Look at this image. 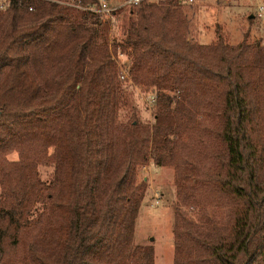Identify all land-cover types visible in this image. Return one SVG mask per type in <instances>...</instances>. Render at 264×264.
Returning a JSON list of instances; mask_svg holds the SVG:
<instances>
[{
  "label": "trees",
  "instance_id": "16d2710c",
  "mask_svg": "<svg viewBox=\"0 0 264 264\" xmlns=\"http://www.w3.org/2000/svg\"><path fill=\"white\" fill-rule=\"evenodd\" d=\"M97 2L0 9V264H156L134 243L150 161L198 193L175 203L173 264H264V45L189 39L184 0L119 7L117 34ZM118 47L151 123L119 122Z\"/></svg>",
  "mask_w": 264,
  "mask_h": 264
},
{
  "label": "rangeland",
  "instance_id": "374dc122",
  "mask_svg": "<svg viewBox=\"0 0 264 264\" xmlns=\"http://www.w3.org/2000/svg\"><path fill=\"white\" fill-rule=\"evenodd\" d=\"M106 1L111 5H118L123 0ZM262 3L264 4V0H194L192 4L184 6V11L190 21L188 38L201 44H208L215 42L217 35L222 34L230 45H236L244 37L249 42L260 39L264 45V19L253 17L257 5ZM127 12L128 9H123L109 19V29H115L116 33L120 34L122 32L120 14H127ZM118 50L116 53L111 51L112 58L116 62L119 75L122 71L126 74L125 79L121 78L123 87L118 111L119 122H126L134 116L139 122L151 123L153 94L142 92L132 84L127 73L132 63L131 57L119 47ZM184 115V118L189 116L187 112ZM192 115L190 113V117ZM197 121L198 118L193 122L189 120L185 136L192 132ZM11 158L16 159V154L13 153ZM141 180H145L147 188L135 222L134 243L138 245L152 243L155 249L156 264H173L175 203L181 212L190 216L197 209L194 205L189 206L188 202L192 195L197 199L198 193L192 190L191 195L188 184H184L187 189L181 191L176 187L174 169L171 166H155L152 161L138 167L137 181ZM189 184L192 188L200 186L197 183L194 184L193 181ZM197 207H204L203 211L206 210L205 212L208 213L209 209L206 206L198 204Z\"/></svg>",
  "mask_w": 264,
  "mask_h": 264
},
{
  "label": "built area",
  "instance_id": "2783aa9c",
  "mask_svg": "<svg viewBox=\"0 0 264 264\" xmlns=\"http://www.w3.org/2000/svg\"><path fill=\"white\" fill-rule=\"evenodd\" d=\"M7 0H0V9H2ZM143 0H123L120 4L118 5H111L109 4L106 0H98L97 4L95 6L91 7H86L84 9L95 12V13H100L108 17L109 19H112L114 15H116V10L121 7V6H133L138 4ZM187 3L192 4L194 0H186ZM76 7H79V5H76ZM30 10L32 7L29 8ZM255 16H257L260 19H264V4H258L255 10ZM121 78L125 79L126 74L122 71L121 73Z\"/></svg>",
  "mask_w": 264,
  "mask_h": 264
},
{
  "label": "crops",
  "instance_id": "0c3cea01",
  "mask_svg": "<svg viewBox=\"0 0 264 264\" xmlns=\"http://www.w3.org/2000/svg\"><path fill=\"white\" fill-rule=\"evenodd\" d=\"M183 2V1H182ZM188 4V3H187ZM256 10V9H255ZM254 15H255V12H254Z\"/></svg>",
  "mask_w": 264,
  "mask_h": 264
}]
</instances>
